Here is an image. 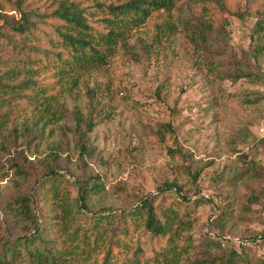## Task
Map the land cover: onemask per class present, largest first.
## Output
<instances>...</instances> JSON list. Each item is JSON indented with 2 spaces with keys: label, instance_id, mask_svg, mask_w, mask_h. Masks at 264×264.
<instances>
[{
  "label": "rangeland",
  "instance_id": "1",
  "mask_svg": "<svg viewBox=\"0 0 264 264\" xmlns=\"http://www.w3.org/2000/svg\"><path fill=\"white\" fill-rule=\"evenodd\" d=\"M195 1L182 0L173 12L179 31L166 35L169 42H157L150 21L116 47L107 65L73 78L25 63L0 45V76L36 71L35 79L45 77L56 97L45 108L0 92V235H26L8 220L5 204L20 191L32 193L48 166L58 164L69 181L60 186L67 202L77 195L71 184L100 179L103 189L91 197L89 215L133 211L145 195H158L156 205L166 208L177 196L166 189L160 195L157 188L176 181L192 202V227L185 233L193 241L190 264L208 257L227 261L231 251L264 261V0H226L227 11L218 9L229 23L225 31L214 29L202 49L184 33L185 23L205 16ZM3 5L9 18L17 16L10 3ZM77 111L93 118L92 132L78 124ZM82 143L89 150L84 160ZM17 162L29 172L27 182L16 174ZM60 205L38 197L33 207L40 223L58 225L65 237ZM207 233L222 242L220 249L208 248ZM137 238L151 249L143 226Z\"/></svg>",
  "mask_w": 264,
  "mask_h": 264
},
{
  "label": "trees",
  "instance_id": "2",
  "mask_svg": "<svg viewBox=\"0 0 264 264\" xmlns=\"http://www.w3.org/2000/svg\"><path fill=\"white\" fill-rule=\"evenodd\" d=\"M10 3L17 16L9 18L3 11V3ZM182 0H0L1 46L15 54L25 63L37 64L39 69L49 70L56 77L73 78L107 65L113 51L130 33L152 21L158 43L169 42V37L179 29L173 22V12ZM28 4V10L24 6ZM205 16L195 15L185 23L184 33L195 45L202 49L209 43V34L218 28L225 31L228 17L226 0H196ZM218 7L222 9L220 12ZM46 8V11H42ZM260 25V23H258ZM6 64V62H3ZM36 71L9 70L0 76V92L14 94L18 100H26L36 107H51L56 97L52 95V83L35 79ZM27 75H30L29 77ZM23 76L19 85L12 82ZM53 76V77H54ZM243 75H236L239 80ZM55 106V105H54ZM57 109V108H56ZM58 113L63 108L57 109ZM63 116V114H61ZM78 124H83L87 132L95 126L93 118L83 117L77 111ZM166 130L174 133L171 124ZM85 134L80 133L83 140ZM80 156L84 160L89 152L86 144H79ZM171 153L176 151L170 150ZM52 158H58L54 153ZM15 172L27 182L29 172L24 165L14 164ZM60 165L48 166L43 179L32 193L20 191L5 204L8 220L20 225L26 235L13 238L0 235V264H16L25 260L26 264H190L189 252L193 248L187 207L192 204L184 189L174 182L164 183L159 191H172L176 200L166 208L156 205L158 195H145L142 204L133 211L120 214L89 215L91 197L103 189L100 179L89 177L72 185L76 197L65 201L61 185L69 182L61 174ZM71 188V187H70ZM38 197L44 201H59L65 223L64 235L58 234V225L42 222L34 210ZM57 216V215H56ZM221 216H227L222 210ZM53 218L49 216V219ZM76 218H80L77 220ZM77 226L68 232L72 224ZM149 237L151 249H145L137 238L140 228ZM208 248L220 249L222 242L210 238ZM69 242L67 247L63 243ZM258 244L256 237H249ZM229 259L207 258L202 264H264L261 259H252L245 251H231ZM193 264V263H192ZM197 264V263H195ZM199 264V263H198Z\"/></svg>",
  "mask_w": 264,
  "mask_h": 264
}]
</instances>
